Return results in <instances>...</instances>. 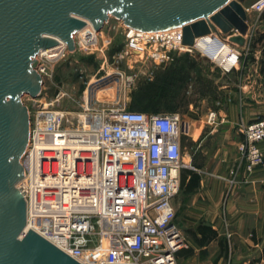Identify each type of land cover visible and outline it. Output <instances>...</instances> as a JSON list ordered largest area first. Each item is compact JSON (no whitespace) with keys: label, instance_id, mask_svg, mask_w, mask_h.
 Returning a JSON list of instances; mask_svg holds the SVG:
<instances>
[{"label":"built area","instance_id":"2783aa9c","mask_svg":"<svg viewBox=\"0 0 264 264\" xmlns=\"http://www.w3.org/2000/svg\"><path fill=\"white\" fill-rule=\"evenodd\" d=\"M250 8L261 12L264 0ZM115 19L125 40L120 59L136 56L167 64L173 52L191 50L206 35L212 36L209 46L229 44L211 31L187 46L182 26L141 30ZM96 32L86 21L73 36L75 48L95 46ZM68 51L59 41L34 56L41 79L50 76L48 65ZM220 64L225 73L238 69L239 52L229 47ZM40 96L21 97L29 117V142L19 158L24 175L16 184L26 203L23 233L35 231L82 264H178L185 241L175 223L173 200L181 188V171L195 170L182 161L180 114L96 107L85 95L80 110L73 112L60 107L71 97L67 91L58 90L49 99ZM215 118L210 111L208 123ZM240 132L237 162L222 177L229 189L239 182L241 169L250 174L264 168L258 145L264 140V117L241 123ZM225 234L231 237L226 221Z\"/></svg>","mask_w":264,"mask_h":264},{"label":"water","instance_id":"95a60500","mask_svg":"<svg viewBox=\"0 0 264 264\" xmlns=\"http://www.w3.org/2000/svg\"><path fill=\"white\" fill-rule=\"evenodd\" d=\"M245 0H0V264H82L35 231L23 233L26 203L16 186L19 158L29 142V117L21 97L40 92L34 56L64 42L86 21L100 30L109 14L141 30L182 26L183 44L211 31L245 44Z\"/></svg>","mask_w":264,"mask_h":264},{"label":"rangeland","instance_id":"374dc122","mask_svg":"<svg viewBox=\"0 0 264 264\" xmlns=\"http://www.w3.org/2000/svg\"><path fill=\"white\" fill-rule=\"evenodd\" d=\"M246 1V6H251ZM247 10L249 28L245 44L240 46L228 42L240 54V68L253 71L251 62L254 58L250 54L252 48H264V9L258 12L247 7ZM97 32L95 46L88 49L75 48L48 65L50 76L41 79L40 97L49 99L58 90L67 91L71 97H66L60 107L73 112L80 110L79 102L83 95L90 105L96 107H123L152 113L179 112L184 132L182 161L190 163L201 175L216 170V179L221 182V212L226 189L222 177L228 174V161L221 160L219 156L213 158L211 152L208 155L206 141L200 143L198 140L197 143L189 136L190 129L195 128L193 120H201L199 123L205 131V126L210 124L208 113L222 108L225 99L223 86L236 87V74L225 73L220 60L215 59L212 54L221 45L215 43L216 45H211L204 51L194 47L191 50L173 52V58L167 64H155L149 60L141 61L136 56L117 58L124 48L125 40L122 28L112 14H109ZM234 33L237 32L232 31L230 34ZM230 34L220 32L219 36L228 40ZM240 47H249L251 51H242ZM105 75L108 76L102 78ZM242 137L241 134V139ZM235 149L237 151V146ZM221 151L226 159L231 153H235V150L231 152L227 147ZM206 189L205 184L201 190L204 192ZM175 200V223L181 230L186 245L188 228L182 224L180 217L186 216L191 209L194 210L192 195L183 194L180 188ZM199 203L206 206L210 199L204 194ZM193 218L196 220V217Z\"/></svg>","mask_w":264,"mask_h":264},{"label":"crops","instance_id":"0c3cea01","mask_svg":"<svg viewBox=\"0 0 264 264\" xmlns=\"http://www.w3.org/2000/svg\"><path fill=\"white\" fill-rule=\"evenodd\" d=\"M246 2L251 5L253 0ZM243 6L246 10L250 7L245 2ZM246 48L240 47L242 51ZM248 50L251 51L249 47ZM250 54L254 58L251 62L253 71L239 67L228 73L236 74V87L223 86L225 99L222 108L212 110L216 113L215 120L205 126L204 131L199 123L201 120L195 119V128L189 132V136L197 143L206 141L208 155L211 152L213 158L219 156L221 160H227L229 168L237 162L235 148L241 139V123L264 117V72L261 71L263 47L252 48ZM258 145L264 151V140ZM226 147L231 152L235 150L228 159L221 151ZM214 171L203 175L196 171L200 176L198 186L191 191L181 188L183 194L192 195L194 210L180 217L182 224L188 228V243L178 252V264H264V168H256L250 174L241 169L239 182L230 189L225 185L224 208L221 212V182L217 181ZM205 184L207 189L202 192L201 188ZM204 194L210 199L206 206L199 203ZM173 206L176 212L177 205L174 203ZM225 221L231 232L230 238L225 234ZM199 226L211 229L206 231V238L198 231Z\"/></svg>","mask_w":264,"mask_h":264},{"label":"trees","instance_id":"16d2710c","mask_svg":"<svg viewBox=\"0 0 264 264\" xmlns=\"http://www.w3.org/2000/svg\"><path fill=\"white\" fill-rule=\"evenodd\" d=\"M264 53V48H263ZM261 71L264 72V58L261 61ZM187 177H189L188 181L186 182ZM200 176L199 174L193 169H183L180 174V184L181 188H184L186 191L194 190L199 184ZM211 230L205 226H199L198 231L201 233L203 238H206V231ZM209 235H207L208 237Z\"/></svg>","mask_w":264,"mask_h":264},{"label":"bare ground","instance_id":"6f19581e","mask_svg":"<svg viewBox=\"0 0 264 264\" xmlns=\"http://www.w3.org/2000/svg\"><path fill=\"white\" fill-rule=\"evenodd\" d=\"M90 30L91 27L89 26ZM99 31V30H98ZM86 32V31H85ZM83 32V33H85ZM98 33V32H96ZM94 34L96 37L98 36V34ZM86 34V33H85ZM217 39L220 40V38L217 36ZM208 41H212V36L206 35L205 37H200L195 41V45L196 48H198L201 51L207 50L209 48L210 43L208 44ZM221 42V46L220 48H218L217 50H214V52L212 51V54L214 56L215 59L220 60L221 58L224 57L225 53H227L229 51V47L230 45L226 42V41H220ZM85 44L88 45V42L85 41ZM85 45V46H86ZM216 45V44H215ZM56 46V45H55ZM215 47V46H214ZM58 54V53H57ZM105 93V92H104ZM108 93V92H107ZM106 93V94H107ZM98 95V94H97ZM104 98V97H103ZM99 100V99H98Z\"/></svg>","mask_w":264,"mask_h":264},{"label":"flooded vegetation","instance_id":"af4514ba","mask_svg":"<svg viewBox=\"0 0 264 264\" xmlns=\"http://www.w3.org/2000/svg\"><path fill=\"white\" fill-rule=\"evenodd\" d=\"M179 113V112H178ZM180 114V113H179ZM180 116H181V114H180ZM182 138H183V135H182V137H181V141H182Z\"/></svg>","mask_w":264,"mask_h":264}]
</instances>
